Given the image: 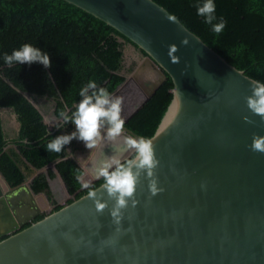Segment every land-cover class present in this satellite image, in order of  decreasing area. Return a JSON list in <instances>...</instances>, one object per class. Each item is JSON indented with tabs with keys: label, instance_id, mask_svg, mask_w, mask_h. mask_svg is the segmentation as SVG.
<instances>
[{
	"label": "water",
	"instance_id": "95a60500",
	"mask_svg": "<svg viewBox=\"0 0 264 264\" xmlns=\"http://www.w3.org/2000/svg\"><path fill=\"white\" fill-rule=\"evenodd\" d=\"M66 1L145 52L132 72L146 86L138 106L171 77L172 96L152 135L124 125L125 135L153 141L164 191L151 196L142 175L139 203L124 210L121 232L110 215L115 201L104 193L108 207L99 213L87 192L22 227L46 204L37 203L20 165L19 184H0V212L8 220L0 230V264H264V153L249 147L253 134L264 135V120L245 101L256 79L155 0ZM56 128L48 125L47 133Z\"/></svg>",
	"mask_w": 264,
	"mask_h": 264
},
{
	"label": "trees",
	"instance_id": "16d2710c",
	"mask_svg": "<svg viewBox=\"0 0 264 264\" xmlns=\"http://www.w3.org/2000/svg\"><path fill=\"white\" fill-rule=\"evenodd\" d=\"M155 1L231 64L264 82V0H214L216 22L219 17L226 21L219 34L197 15L194 5L203 0ZM124 42L132 43L104 20L66 0H0V109L10 107L19 123L16 134L8 138L0 115V172L11 185H17L23 179L17 159L19 152L36 168L54 163L66 190L71 194L65 203L88 191L76 181V174H82L83 168L67 150V146L71 150L81 147L75 139L60 153L46 150L49 140L71 133L75 126L61 124V127L47 133L48 123L28 95L50 99L53 115L61 119V111L70 115L75 110L81 99L79 90L88 82L95 80L98 86L112 93L126 79L122 72ZM25 43L47 52L51 66L46 68L38 62L11 67L5 64L4 53L11 54ZM171 87L172 80L167 75L125 120V125L140 135H152L171 99ZM10 142L18 152L12 147L5 148ZM131 156L132 153L124 159ZM100 183L102 179H96L91 185L94 188ZM60 206L58 204L52 210ZM45 213L40 212L22 227Z\"/></svg>",
	"mask_w": 264,
	"mask_h": 264
},
{
	"label": "clouds",
	"instance_id": "9594fccd",
	"mask_svg": "<svg viewBox=\"0 0 264 264\" xmlns=\"http://www.w3.org/2000/svg\"><path fill=\"white\" fill-rule=\"evenodd\" d=\"M194 6L197 9V15L211 26L213 32L219 34L223 31L226 21L223 17H219V21L216 22L218 18L215 15L214 0H203L202 3L198 2ZM183 43L188 44L189 41L185 39ZM175 50L172 48L173 52ZM3 60L9 67L14 64L31 65L37 62L46 68L51 66L50 55L31 43L23 44L14 49L11 54L4 53ZM171 60L173 63L180 61L175 56H171ZM250 88L251 94L245 97L247 109L253 115L264 120V82L252 80ZM79 96L81 99L70 115L65 111L59 113L62 124L71 123L75 126V130L49 140L46 143V150L60 153L73 139L83 141L85 147L92 152L102 144L112 147L113 154L111 156L105 155L103 159L91 165L90 170L93 178L102 179L99 188H93L91 182L85 180L79 172L75 179L81 188L88 189L87 198L94 201L97 212L103 213L108 207V200L103 199L104 193L115 201L110 215L112 222L117 226L116 231L121 232L124 210L130 205L135 208L139 203L136 194L142 175L146 174V178H148L151 196L164 191L159 186V179L156 175L160 160L151 139L124 134L125 120L122 118V97L112 95L107 88L98 86L95 80L81 87ZM244 120L249 124L254 123L249 116H244ZM61 126V124L56 125V127ZM249 147L254 152L264 153V135L253 134ZM129 152L132 153V156L123 159V154ZM127 230L130 231L131 228Z\"/></svg>",
	"mask_w": 264,
	"mask_h": 264
},
{
	"label": "rangeland",
	"instance_id": "374dc122",
	"mask_svg": "<svg viewBox=\"0 0 264 264\" xmlns=\"http://www.w3.org/2000/svg\"><path fill=\"white\" fill-rule=\"evenodd\" d=\"M137 48L132 45L131 43L129 42H124L123 44V69H122V72L125 74L126 76V80H131L132 83L134 84H129L130 87L133 89L135 88L137 91L140 92L139 88H138V85L136 84L137 82L135 81L133 75H132V72L134 70V68L136 67V65L138 64V62L140 61V59L142 58L138 52H137ZM126 81H124L123 85L119 86L117 88V91H120V92H124V90L126 89V86L124 85ZM30 97L31 100H33L34 104L40 109V111L42 112L43 114V117H46V122L48 123L49 126H53L55 125L58 121H60L61 119L59 118H56L54 115H53V112H52V104L53 102L50 100V99H46L45 97H38V98H33L31 97L30 95H28ZM140 97H138V101L136 102H133L131 101V105L128 107V109L125 111V113L123 114V117L126 116V114L128 112H130L134 107L137 108L138 106V103L141 101V93L139 95ZM133 102V103H132ZM134 106V107H133ZM0 115H1V118H2V122H3V128H4V131L6 133V136L8 138L10 137H13L15 134H16V131H17V128H18V121L14 115V112L12 111V109L10 107H1L0 109ZM125 115V116H124ZM74 131V130H73ZM76 143L81 145V146H84V142L83 141H80L78 139H75ZM67 150L69 152H72L71 150V147L70 146H67ZM15 150V147L13 148ZM81 153L79 154H84V152H87V149H84L83 150H80ZM20 158V157H19ZM20 161H21V158H20ZM22 162V161H21ZM84 166V173L82 174L85 178V180L87 181H91V165L93 163H82ZM90 167H89V165ZM50 167H52L51 169H53L54 167L52 166V162L49 164ZM54 178V177H53ZM54 181V184L56 186H58V183L56 182L57 180L55 179H52ZM60 186V185H59ZM67 194V193H66ZM60 196L61 195H65V192H63L62 194H59ZM71 195H68V197H70Z\"/></svg>",
	"mask_w": 264,
	"mask_h": 264
},
{
	"label": "crops",
	"instance_id": "0c3cea01",
	"mask_svg": "<svg viewBox=\"0 0 264 264\" xmlns=\"http://www.w3.org/2000/svg\"><path fill=\"white\" fill-rule=\"evenodd\" d=\"M112 95L119 96L117 94H112ZM15 117H16V115H15ZM18 126H19V123H18ZM80 150L81 149L72 150V152H70V155L73 156L74 159L82 165V167L84 166L82 163L98 162L100 159H103L105 155L111 156L113 154V149L111 146H108L107 148L103 149L102 151H99L97 148L96 150H94L92 152V150L89 149V150H87V152H84V154H79V153H81ZM23 163H25V162H23ZM49 164L50 163H48L47 165H45L43 167L37 168V170H32V168H30L29 166L26 165L28 167L27 172L29 174L28 181L31 180L33 177H37V179H40V182L43 183V185L37 186V188H35V191H33L35 185L32 186V184H31L32 187L30 186L32 188V191L34 192L37 203H39L40 206L46 204V207L42 211H44L45 209H47L50 206L49 201L53 200V201H56L57 203H59V202L65 200L66 198H68V195H69V193L66 190V187L64 185V182L62 181L58 171L56 170V168L54 166V163H52V166L54 167L53 169H51L52 167H50ZM89 167H90V165H89ZM52 179L57 180L56 182L58 183V186H56L54 184V181ZM0 184L5 189H7L6 182H5V180L1 174H0ZM63 192H65V195L60 196L59 194H62ZM5 222H6V218L4 217L3 213L0 212V230L2 228L1 226H3L5 224Z\"/></svg>",
	"mask_w": 264,
	"mask_h": 264
},
{
	"label": "flooded vegetation",
	"instance_id": "af4514ba",
	"mask_svg": "<svg viewBox=\"0 0 264 264\" xmlns=\"http://www.w3.org/2000/svg\"><path fill=\"white\" fill-rule=\"evenodd\" d=\"M138 49V48H137ZM137 52H138V54L142 57L143 56V54L141 53V51L138 49L137 50ZM134 77V76H133ZM134 79H135V81L137 82L136 84L138 85V88H139V90H140V92L139 91H137L135 88H131L130 87V85L129 84H134V83H132L131 82V80H125L126 82H125V86H126V89L124 90V92L122 93V92H120V91H116V93H114V94H117V95H119V96H121L122 98H123V104H122V113L124 114L125 113V111L128 109V107L130 106V104H131V101H133V102H136V101H138V97H140L139 95H140V93H141V95H142V97H141V101H142V99L144 98V96H145V87H143L139 82H138V79L136 78V77H134ZM144 85H146V84H144ZM132 102V103H133ZM139 104V103H138ZM122 114V115H123ZM125 116V115H124ZM127 116V115H126ZM122 118H123V116H122ZM108 146H105V145H100L99 147H98V150L99 151H102L103 149H105V148H107ZM83 148L84 149H87V150H89L88 148H86L85 147V144H84V146H81V147H79V148H74V149H72V150H76V149H81V150H83ZM68 149V148H67ZM16 150V149H15ZM129 155L131 154L130 152L128 153ZM128 155V156H129ZM21 158V157H20ZM20 158H19V156H18V154H17V159L19 160V166L21 165L22 167H24V170H25V172L28 174V172H27V164L26 163H23L24 161L22 160V158H21V161H20ZM80 164V163H79ZM27 165V166H26ZM80 166L82 167V165L80 164ZM83 168V167H82ZM84 173V169H83V172H82V174ZM0 174L2 175V173L0 172ZM91 176V184L96 180V179H94L93 178V176H92V174L90 175ZM2 177H3V175H2ZM4 178V177H3ZM4 180H5V182L6 183H9L5 178H4ZM30 186H31V184H32V186H34V190L33 191H35V188H37V186H39V185H43V183L42 182H40V179H37V177H33L30 181ZM31 186V187H32ZM32 189V188H31ZM69 195H71V194H69ZM69 198V197H68ZM66 200H67V198L65 199V200H63V201H61V202H59V203H57L56 201H53V200H51L50 202H52V205H50L47 209H45L44 211H42V212H48V211H50V210H52V208L53 207H55L56 205H58V204H62V203H65L66 202Z\"/></svg>",
	"mask_w": 264,
	"mask_h": 264
},
{
	"label": "bare ground",
	"instance_id": "6f19581e",
	"mask_svg": "<svg viewBox=\"0 0 264 264\" xmlns=\"http://www.w3.org/2000/svg\"><path fill=\"white\" fill-rule=\"evenodd\" d=\"M6 222L8 223V220Z\"/></svg>",
	"mask_w": 264,
	"mask_h": 264
}]
</instances>
